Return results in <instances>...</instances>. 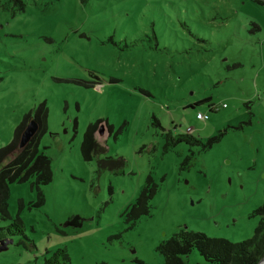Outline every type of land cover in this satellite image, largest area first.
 Segmentation results:
<instances>
[{
	"label": "rangeland",
	"instance_id": "374dc122",
	"mask_svg": "<svg viewBox=\"0 0 264 264\" xmlns=\"http://www.w3.org/2000/svg\"><path fill=\"white\" fill-rule=\"evenodd\" d=\"M21 1L0 6V148L44 105L51 181L9 185L0 228L19 219L24 232L0 264H44L58 249L69 264H164L157 248L179 231L251 239L264 204V5ZM188 129L201 144L165 148ZM149 180L150 213L132 221ZM184 261L210 264L196 249Z\"/></svg>",
	"mask_w": 264,
	"mask_h": 264
},
{
	"label": "trees",
	"instance_id": "16d2710c",
	"mask_svg": "<svg viewBox=\"0 0 264 264\" xmlns=\"http://www.w3.org/2000/svg\"><path fill=\"white\" fill-rule=\"evenodd\" d=\"M252 1L264 5V0ZM6 2L12 6V12L24 10V4L21 0H6ZM0 6H2V0H0ZM209 101V99H206L204 102ZM213 109L214 107L210 105V110L212 111ZM32 119L37 122L39 131L30 143L21 149L19 148L21 134ZM46 122L47 110L44 105H41L33 114L30 112L24 116L20 125L15 129L12 142L6 147L0 148V219L2 220H5L8 216L9 185L11 183L24 182L30 177H35L37 185L47 184L51 181L50 160L43 153H39L40 138L47 130ZM96 126V124L90 125L87 128L81 146L82 155L85 157L86 153L88 154L85 147L90 142L88 145L92 147V150L90 149L92 153L88 154V159L91 158L93 152L101 149V146L91 136ZM217 140L219 139L209 140L208 146L204 149L209 148L211 143ZM181 142L191 146L200 144L199 140L188 134L175 137L171 134L165 136V148L167 146H176ZM98 164L99 166L110 167L108 161ZM155 192L156 186L149 180V183L131 206L129 219L136 221L142 216L149 215L150 202ZM40 197L42 198V196ZM258 213L260 222L254 236L241 243L232 244L222 239H209L199 233L179 231L169 240L162 242L157 250L163 257L164 264H187L184 258L195 249L210 264H260L264 259V204ZM23 232L24 225L22 221L16 219L9 226L0 228V241L6 238L10 239L9 237L23 235ZM69 263L70 258L65 249L56 250L44 262V264Z\"/></svg>",
	"mask_w": 264,
	"mask_h": 264
},
{
	"label": "water",
	"instance_id": "95a60500",
	"mask_svg": "<svg viewBox=\"0 0 264 264\" xmlns=\"http://www.w3.org/2000/svg\"><path fill=\"white\" fill-rule=\"evenodd\" d=\"M39 127L35 120H31L23 130L20 141L19 148H24L38 133ZM100 134H102V129H100ZM12 243L11 239H3L0 241V252L7 250L8 246ZM260 264H264V259Z\"/></svg>",
	"mask_w": 264,
	"mask_h": 264
},
{
	"label": "built area",
	"instance_id": "2783aa9c",
	"mask_svg": "<svg viewBox=\"0 0 264 264\" xmlns=\"http://www.w3.org/2000/svg\"><path fill=\"white\" fill-rule=\"evenodd\" d=\"M224 107H225V105H224ZM208 118H209L208 115H204V114H201L199 112L196 114V119L198 121H207ZM191 132H192V129L187 130V134H191Z\"/></svg>",
	"mask_w": 264,
	"mask_h": 264
},
{
	"label": "flooded vegetation",
	"instance_id": "af4514ba",
	"mask_svg": "<svg viewBox=\"0 0 264 264\" xmlns=\"http://www.w3.org/2000/svg\"><path fill=\"white\" fill-rule=\"evenodd\" d=\"M32 120H34V119H32ZM101 126H102V125L99 124V126L96 128V130L93 131V134H94V133L99 134V133H100V129H102ZM38 127H39V126H38ZM38 131H39V130H38ZM102 131H103V129H102ZM101 135H102V134H101ZM199 141H200V140H199ZM200 144H201V141H200Z\"/></svg>",
	"mask_w": 264,
	"mask_h": 264
}]
</instances>
